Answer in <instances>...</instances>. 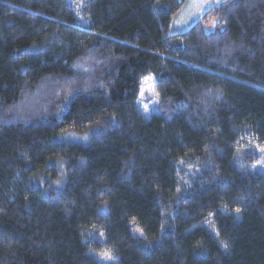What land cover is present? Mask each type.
Returning a JSON list of instances; mask_svg holds the SVG:
<instances>
[{"label": "trees", "instance_id": "trees-1", "mask_svg": "<svg viewBox=\"0 0 264 264\" xmlns=\"http://www.w3.org/2000/svg\"><path fill=\"white\" fill-rule=\"evenodd\" d=\"M185 2L0 0V264H264V0Z\"/></svg>", "mask_w": 264, "mask_h": 264}, {"label": "rangeland", "instance_id": "rangeland-1", "mask_svg": "<svg viewBox=\"0 0 264 264\" xmlns=\"http://www.w3.org/2000/svg\"><path fill=\"white\" fill-rule=\"evenodd\" d=\"M224 0H186L185 4L179 13L173 18L170 33H180L191 27L200 17L213 6L219 5ZM150 78V79H149ZM143 89V93H142ZM137 105L140 111L145 116H150L156 112L157 98L154 93V79L148 76L141 81L140 93L137 100ZM147 105V110L145 109ZM65 139L72 141L85 140L77 135H66ZM260 168H264V153ZM98 261L102 264H109L111 260L103 258V255L98 256Z\"/></svg>", "mask_w": 264, "mask_h": 264}, {"label": "snow or ice", "instance_id": "snow-or-ice-1", "mask_svg": "<svg viewBox=\"0 0 264 264\" xmlns=\"http://www.w3.org/2000/svg\"><path fill=\"white\" fill-rule=\"evenodd\" d=\"M149 79H150V78H149ZM142 93H143V89H142ZM145 109L147 110V105H145ZM257 148H258V150H259L260 152L264 153V147H259V146H257ZM237 211H239V210H237ZM138 230H139V229H138ZM141 231H142V230H141ZM103 258H104V259H107V260L114 259V257H112L110 253H104V254H103Z\"/></svg>", "mask_w": 264, "mask_h": 264}]
</instances>
